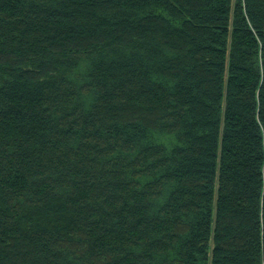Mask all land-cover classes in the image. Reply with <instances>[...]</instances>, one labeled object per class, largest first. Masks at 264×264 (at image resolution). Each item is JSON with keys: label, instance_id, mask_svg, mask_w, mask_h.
<instances>
[{"label": "trees", "instance_id": "trees-1", "mask_svg": "<svg viewBox=\"0 0 264 264\" xmlns=\"http://www.w3.org/2000/svg\"><path fill=\"white\" fill-rule=\"evenodd\" d=\"M0 264H264V0H0Z\"/></svg>", "mask_w": 264, "mask_h": 264}]
</instances>
